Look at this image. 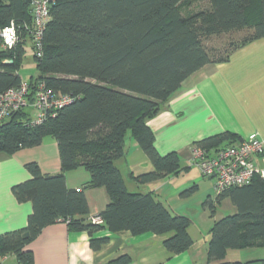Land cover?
Wrapping results in <instances>:
<instances>
[{"label": "trees", "instance_id": "obj_1", "mask_svg": "<svg viewBox=\"0 0 264 264\" xmlns=\"http://www.w3.org/2000/svg\"><path fill=\"white\" fill-rule=\"evenodd\" d=\"M32 6L33 0H0V29L12 22L21 26L13 49L4 50L0 39V92L20 85L26 49L30 45L34 51ZM239 31L248 33L231 41L223 54L205 46L206 39ZM261 38L264 0H51L43 57L34 51L39 75L29 83L34 91L43 82L71 102L50 111L42 123L34 122L32 108L12 115L0 126V153L14 155L52 137L62 168L48 175L31 163L27 168L32 178L13 187L18 202L32 203L33 212L25 228L0 235V262L15 255L20 264H33L28 246L57 222L87 232L94 250L109 241L96 234L120 231L166 236L163 245L171 255L190 250L192 220L174 215L153 192H131L117 162L126 156L130 136L153 165L150 172L131 175L137 184L179 175L184 170L180 156L158 152L148 122L193 74L206 65L228 62L234 52ZM241 139L224 134L195 145L221 147ZM80 168L91 174L90 181L69 188L66 173ZM92 188H105L110 197L98 217L102 223L93 222L90 214L85 192ZM226 198L237 212L211 228L209 263L227 264L230 250L264 248V180L256 177L250 185L218 193L205 206L214 213L215 204ZM108 264H132V258L121 254Z\"/></svg>", "mask_w": 264, "mask_h": 264}, {"label": "crops", "instance_id": "obj_2", "mask_svg": "<svg viewBox=\"0 0 264 264\" xmlns=\"http://www.w3.org/2000/svg\"><path fill=\"white\" fill-rule=\"evenodd\" d=\"M241 32L248 31L230 34ZM148 125L154 132L158 152L161 155L176 152L182 160L184 170L192 165L191 147L206 139L224 134L242 138L257 134L264 142V38L237 50L228 62L206 65L193 74ZM229 144L230 141H226L221 147ZM254 161L259 168H264V156H257ZM31 163H36L43 174H58L62 165L57 141L47 137L41 146L21 150L14 155L0 153V235L23 229L28 224L33 205L30 202H18L12 189L32 178L27 168ZM117 165L131 192H153L164 204L167 195L175 196L178 191L182 195L195 193L203 185L192 179L177 181L176 178L184 170L176 176H168L148 184H137L131 175L150 172L153 165L130 136L126 140V156ZM90 179L91 174L82 168L66 173L69 188H80ZM85 194L94 222L106 209L110 197L105 188L88 189ZM208 194H211V190ZM211 198L209 195L207 200ZM225 202H229L226 208L235 214L237 209L229 198L219 205ZM217 205L213 209L214 213L211 211L213 225L220 220H216ZM167 207L171 211V206ZM211 228L208 236L203 239L204 242L197 241L189 231L194 244L190 250L177 256L165 249L163 243L166 236L152 233L134 236L129 231L96 234V237L108 236L109 241L99 250H94L87 232L74 231L65 222H57L44 228L27 249L34 254L33 264H108L121 254L129 255L132 264H218L209 263L208 260ZM259 249L264 248L230 250L224 263L263 260L253 256L256 255L255 250ZM1 264L20 263L15 255H8L1 260Z\"/></svg>", "mask_w": 264, "mask_h": 264}, {"label": "built area", "instance_id": "obj_3", "mask_svg": "<svg viewBox=\"0 0 264 264\" xmlns=\"http://www.w3.org/2000/svg\"><path fill=\"white\" fill-rule=\"evenodd\" d=\"M32 14L33 23L29 31L32 36L31 44L41 58L44 55V35L51 21V0H33ZM20 27L12 22L10 26L0 29L4 50L13 49L18 43ZM25 28L28 29V26ZM70 102L68 96L55 95L43 82L37 84L33 91L29 81L23 79L19 86L0 92V126L12 115L26 108H32L36 113L34 122L42 123L50 111L62 109ZM190 151L192 165L199 167L203 177L215 181L216 194L230 188L250 185L256 177L264 180V168H259L254 161L255 157L264 156V142L257 134L224 147L202 148L193 145ZM94 222L102 223V220Z\"/></svg>", "mask_w": 264, "mask_h": 264}, {"label": "rangeland", "instance_id": "obj_4", "mask_svg": "<svg viewBox=\"0 0 264 264\" xmlns=\"http://www.w3.org/2000/svg\"><path fill=\"white\" fill-rule=\"evenodd\" d=\"M247 33L248 32H241L238 34H223L219 36H213L205 40V46L211 51L212 49L217 48L219 49V54H223L227 49H229L231 41L240 40ZM20 75L24 80L27 81H29L32 77L36 78L39 75L34 51L30 45L26 49V56L20 70ZM32 114L35 115L34 113ZM176 179L177 181L192 179L194 180L193 182L196 181L203 184L202 187L195 193L188 192L187 194L182 195L181 191H178L175 196L167 195V197L164 199V202L167 204V206H171V211L174 215H186L190 217L192 220V225L189 230L191 235L197 241L204 242L203 239L208 236V232L214 222V220L211 218L212 212L209 207L204 205V202L207 200L209 195H211L212 198L216 196L215 181L203 177L199 167L194 164L191 165L189 169L186 168ZM209 190H211V194H208ZM227 203L229 202H225V204L223 203L221 206L219 204L217 205L218 208L216 212V220L233 214L231 210L226 208ZM254 253H256V255L253 256L264 260V249L255 250Z\"/></svg>", "mask_w": 264, "mask_h": 264}, {"label": "water", "instance_id": "obj_5", "mask_svg": "<svg viewBox=\"0 0 264 264\" xmlns=\"http://www.w3.org/2000/svg\"><path fill=\"white\" fill-rule=\"evenodd\" d=\"M9 63H12V61H10Z\"/></svg>", "mask_w": 264, "mask_h": 264}]
</instances>
